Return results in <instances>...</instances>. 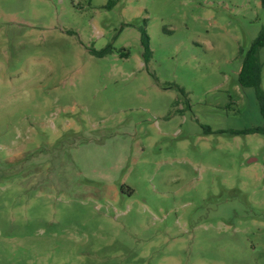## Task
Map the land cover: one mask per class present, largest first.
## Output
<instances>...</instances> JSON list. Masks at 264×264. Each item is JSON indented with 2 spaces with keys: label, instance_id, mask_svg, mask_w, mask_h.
<instances>
[{
  "label": "rangeland",
  "instance_id": "obj_1",
  "mask_svg": "<svg viewBox=\"0 0 264 264\" xmlns=\"http://www.w3.org/2000/svg\"><path fill=\"white\" fill-rule=\"evenodd\" d=\"M263 26L261 0H0V264H264V137L231 134L264 127Z\"/></svg>",
  "mask_w": 264,
  "mask_h": 264
},
{
  "label": "trees",
  "instance_id": "obj_2",
  "mask_svg": "<svg viewBox=\"0 0 264 264\" xmlns=\"http://www.w3.org/2000/svg\"><path fill=\"white\" fill-rule=\"evenodd\" d=\"M261 6L264 10V0H261ZM141 43L144 48V58L149 62L152 56L150 50V39L145 30H142ZM264 48V26L262 27L258 37L252 43L249 51L244 56L241 71L239 73L238 82L242 88L253 89L257 101L259 103L260 112L264 119V90L262 89V64L260 62L259 53ZM210 133V130H207ZM223 133V132H222ZM232 135L247 136L259 134L264 137V127H255L244 130H233Z\"/></svg>",
  "mask_w": 264,
  "mask_h": 264
}]
</instances>
